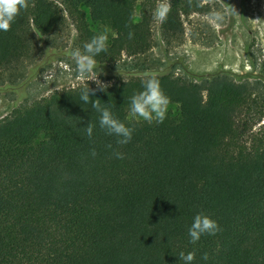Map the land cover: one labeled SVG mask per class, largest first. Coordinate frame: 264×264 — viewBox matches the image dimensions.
I'll return each instance as SVG.
<instances>
[{
    "label": "trees",
    "instance_id": "obj_1",
    "mask_svg": "<svg viewBox=\"0 0 264 264\" xmlns=\"http://www.w3.org/2000/svg\"><path fill=\"white\" fill-rule=\"evenodd\" d=\"M157 3L29 0L0 31V82L47 51L72 60L70 51L97 35L88 21L114 33L95 57L106 90L55 91L0 120V264H184L180 253L193 251L191 264H264V64L254 75H196L181 57L156 58ZM171 4L160 28L167 47L184 41L183 18L212 13L203 0ZM201 27L200 43L212 46L215 31ZM148 72L176 107L163 123L128 120ZM87 87L134 129L129 143L100 128V113L80 98ZM201 212L220 230L192 243Z\"/></svg>",
    "mask_w": 264,
    "mask_h": 264
},
{
    "label": "rangeland",
    "instance_id": "obj_2",
    "mask_svg": "<svg viewBox=\"0 0 264 264\" xmlns=\"http://www.w3.org/2000/svg\"><path fill=\"white\" fill-rule=\"evenodd\" d=\"M203 2L212 7V13H221L223 19L214 20L210 16L211 13L203 17L183 18L184 41L179 46L171 47L163 43L161 23L154 20V56L158 59L171 60L181 57L186 61L188 69L196 75L213 74L218 71H227L237 75L257 74L264 64V0H203ZM88 22L97 34L107 27ZM68 24L70 45L76 31L69 22ZM201 24H207L215 31L217 39L212 46L203 45L205 43L203 39L207 40V36ZM201 32H203L202 36ZM113 37L114 33L110 29L108 42ZM199 38L201 40L197 41ZM59 55L58 52L47 51L45 58L41 61L31 64L27 62L21 73L14 72L2 77L0 120L10 115L21 104L33 103L55 91L96 83L91 80L94 76H98L97 78L103 84H111L99 73L93 72L81 76L76 70L74 61ZM253 60L257 63L256 69L251 66ZM170 111L175 113L176 107L168 106L167 112ZM128 120L131 122L144 121L142 118L133 117L131 113L128 114Z\"/></svg>",
    "mask_w": 264,
    "mask_h": 264
},
{
    "label": "clouds",
    "instance_id": "obj_3",
    "mask_svg": "<svg viewBox=\"0 0 264 264\" xmlns=\"http://www.w3.org/2000/svg\"><path fill=\"white\" fill-rule=\"evenodd\" d=\"M189 2L191 3V0ZM28 7L29 0H0V31H9L21 11H26ZM171 9V0H158L153 13L154 19L163 23L168 18ZM232 11L235 12V9L232 8ZM210 16L216 21L223 19L222 14L219 12L211 13ZM109 31L110 29L105 27L102 32L94 35L89 42L83 45V50L75 48L70 51V57L75 62L76 70L81 76L93 73L97 67L95 57L108 50ZM128 37L132 39L134 33L129 32ZM97 77L94 76L91 80L96 82L99 90H106L108 85L103 84ZM145 77L143 90L134 94L130 99V113L133 117L142 118L148 123L153 121L163 123L167 117L170 98L163 91L155 73H145ZM95 91V89L89 87L85 88L81 93V100L84 103L91 102L92 108L100 113V128L107 135L118 137L117 144L126 145L131 141L134 129L126 126L124 122L115 117L110 108L102 107L99 99H90V95H95ZM94 127L92 123H88L86 126L85 130L89 139L93 136ZM91 154L93 156L97 154L94 148L91 150ZM115 156L118 159L123 158V154L120 152H116ZM219 230L218 222L201 212L194 217L188 231L191 242L196 243L202 235H215ZM195 255L194 251L187 254L181 252L179 259L184 261V264H191L195 259ZM202 258L207 260L208 254L204 253Z\"/></svg>",
    "mask_w": 264,
    "mask_h": 264
}]
</instances>
